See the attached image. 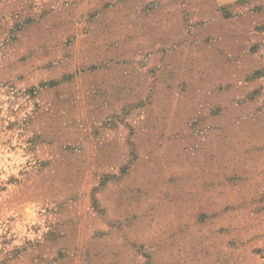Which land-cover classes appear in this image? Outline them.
Wrapping results in <instances>:
<instances>
[{"label": "rangeland", "instance_id": "374dc122", "mask_svg": "<svg viewBox=\"0 0 264 264\" xmlns=\"http://www.w3.org/2000/svg\"><path fill=\"white\" fill-rule=\"evenodd\" d=\"M0 264H264V0H0Z\"/></svg>", "mask_w": 264, "mask_h": 264}]
</instances>
